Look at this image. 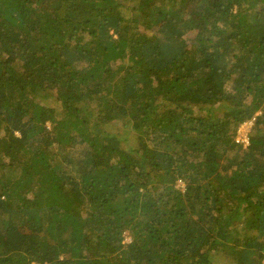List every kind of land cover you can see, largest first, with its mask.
<instances>
[{"label": "trees", "instance_id": "1", "mask_svg": "<svg viewBox=\"0 0 264 264\" xmlns=\"http://www.w3.org/2000/svg\"><path fill=\"white\" fill-rule=\"evenodd\" d=\"M224 256L264 264V0H0V264Z\"/></svg>", "mask_w": 264, "mask_h": 264}, {"label": "built area", "instance_id": "2", "mask_svg": "<svg viewBox=\"0 0 264 264\" xmlns=\"http://www.w3.org/2000/svg\"><path fill=\"white\" fill-rule=\"evenodd\" d=\"M254 122V119H250L248 121H245L239 131H238V135L236 137V141L243 143L244 147H247L248 145H250V138H249V133L251 130V126ZM178 185L182 188L185 189V182L183 180H180Z\"/></svg>", "mask_w": 264, "mask_h": 264}, {"label": "rangeland", "instance_id": "3", "mask_svg": "<svg viewBox=\"0 0 264 264\" xmlns=\"http://www.w3.org/2000/svg\"><path fill=\"white\" fill-rule=\"evenodd\" d=\"M192 33H194V31H192ZM190 37H192L193 36V34H190L189 35ZM54 104V102H52V105ZM131 142L133 141V140H130ZM130 235L128 234V233H126V241H130ZM222 259H220V260H222L223 261V263L224 262H226V263H229V264H233V263H231V260H228L225 256L224 257H221ZM226 263H224V264H226ZM36 264V263H35Z\"/></svg>", "mask_w": 264, "mask_h": 264}]
</instances>
